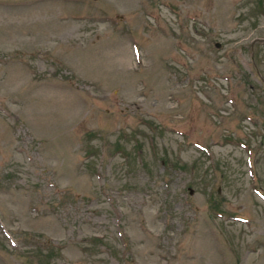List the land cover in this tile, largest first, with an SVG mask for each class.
I'll use <instances>...</instances> for the list:
<instances>
[{
	"label": "rangeland",
	"instance_id": "374dc122",
	"mask_svg": "<svg viewBox=\"0 0 264 264\" xmlns=\"http://www.w3.org/2000/svg\"><path fill=\"white\" fill-rule=\"evenodd\" d=\"M0 264H264V0H0Z\"/></svg>",
	"mask_w": 264,
	"mask_h": 264
}]
</instances>
